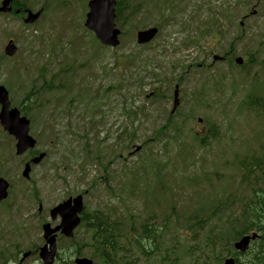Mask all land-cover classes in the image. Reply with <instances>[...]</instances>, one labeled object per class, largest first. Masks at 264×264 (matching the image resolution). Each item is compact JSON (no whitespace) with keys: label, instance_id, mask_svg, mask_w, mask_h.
Returning <instances> with one entry per match:
<instances>
[{"label":"rangeland","instance_id":"1","mask_svg":"<svg viewBox=\"0 0 264 264\" xmlns=\"http://www.w3.org/2000/svg\"><path fill=\"white\" fill-rule=\"evenodd\" d=\"M18 1L21 13L0 14V86L12 108L27 107L32 152L46 158L24 178L33 154L18 157L0 126V178L11 185L0 204V264L26 252V264H42V227L59 223L50 211L79 194L87 212L121 221L114 264L233 255V239L211 244L264 188V168L255 166L264 157V0L135 1L127 9L140 12L118 25L116 49L85 27L90 0ZM27 12L42 15L28 25ZM154 26L156 39L139 46L137 32ZM9 40L14 57L5 55ZM144 224L156 233L143 250L135 240ZM92 238L84 225L73 241L58 238L57 264H70L77 248L107 264Z\"/></svg>","mask_w":264,"mask_h":264},{"label":"water","instance_id":"2","mask_svg":"<svg viewBox=\"0 0 264 264\" xmlns=\"http://www.w3.org/2000/svg\"><path fill=\"white\" fill-rule=\"evenodd\" d=\"M12 0H7L4 2L3 7L0 9V13H8L12 10L11 8ZM115 0H93L90 2V13L88 14V19L86 26L96 33L97 38L105 46L117 47L119 45L118 36L120 32L115 30L114 20H115ZM39 14L32 15L30 14L28 23H34ZM158 30L151 29L146 32H140L138 34L139 44H147L154 39ZM16 53V47L13 42H10L6 48V54L10 57L14 56ZM238 63H242V60H238ZM0 105H1V114L0 122L4 127V130L9 132L11 136H14L17 140V154L23 155L29 149L34 148L36 142L29 136V126L30 122L26 118H21L18 110H10V102L7 91L0 87ZM44 157L42 155L39 159L35 161L38 163ZM29 166L27 167L24 175L27 177L29 174ZM8 183L3 179L0 180V201H3L7 198ZM72 201H68L58 207L53 211V216L56 217L58 214L62 216V224L55 230H51L50 226H45V238L48 239L54 233L62 229V233L67 237H73L74 230L80 224V219L78 214L82 211V198L74 200V206H72ZM256 235L252 237H245L241 242L236 244V249L241 252H246L249 248L251 240H255ZM50 245V251L48 246H45L42 249L41 257L45 264H54V259L56 255V242L55 237H51L48 240ZM77 264H92L88 260H78ZM225 264H235L233 259H229Z\"/></svg>","mask_w":264,"mask_h":264},{"label":"trees","instance_id":"3","mask_svg":"<svg viewBox=\"0 0 264 264\" xmlns=\"http://www.w3.org/2000/svg\"><path fill=\"white\" fill-rule=\"evenodd\" d=\"M133 0H117V17L118 23H122L125 20V12L127 10L128 3H131ZM127 15V12H126ZM250 62V61H249ZM256 102L259 100H251V102ZM255 166L259 170L264 168V157L259 158L255 161ZM253 195L249 203H246L240 213L236 218L230 219V224L226 228L221 229L217 234V240L213 241L211 246L213 248L221 247L223 249V242L226 238H231L235 242L244 234H249L250 232H258L260 235L259 239L252 244L251 251L248 253V264H264V188L263 189H253ZM98 215V216H97ZM91 218V219H90ZM211 219L206 221H200L196 226H190V229L194 231L202 230L207 226L208 222ZM84 224L88 227L93 235V243L95 253L103 257V261L107 264H114L113 258L116 257L120 251H122V245L120 244L119 233V224L118 220L112 219L109 216L105 215L104 212H96L90 216L85 217ZM155 230L150 225H143V237L141 239H136L138 247L145 249L142 245V240L147 242L154 243ZM261 233V234H260ZM232 241V242H233ZM230 252V250H229ZM174 253V252H173ZM152 254V253H150ZM223 253H220V258H216L219 255L214 254V259H212L213 264H221ZM222 256V257H221ZM231 256V255H229ZM240 255H237L238 262ZM166 264H178L179 260L175 253L172 256V261L164 258L162 260ZM169 261V262H168ZM168 262V263H167ZM211 263V264H212Z\"/></svg>","mask_w":264,"mask_h":264},{"label":"flooded vegetation","instance_id":"4","mask_svg":"<svg viewBox=\"0 0 264 264\" xmlns=\"http://www.w3.org/2000/svg\"><path fill=\"white\" fill-rule=\"evenodd\" d=\"M42 211H43V208H42V206H40L39 208H38V212H39V214L40 213H42ZM60 238V237H59ZM23 264V263H22Z\"/></svg>","mask_w":264,"mask_h":264},{"label":"bare ground","instance_id":"5","mask_svg":"<svg viewBox=\"0 0 264 264\" xmlns=\"http://www.w3.org/2000/svg\"><path fill=\"white\" fill-rule=\"evenodd\" d=\"M19 87H20V86H19ZM172 118H173V117H172ZM172 118H171V119H172ZM174 123H175V122H174ZM168 131H169V130H168ZM97 216H98V215H97ZM123 223H124V222H123ZM3 225H4V224H3ZM260 234H261V233H260Z\"/></svg>","mask_w":264,"mask_h":264}]
</instances>
